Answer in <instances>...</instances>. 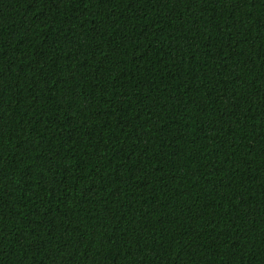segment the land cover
Instances as JSON below:
<instances>
[{
	"label": "trees",
	"instance_id": "16d2710c",
	"mask_svg": "<svg viewBox=\"0 0 264 264\" xmlns=\"http://www.w3.org/2000/svg\"><path fill=\"white\" fill-rule=\"evenodd\" d=\"M0 264H264V0H0Z\"/></svg>",
	"mask_w": 264,
	"mask_h": 264
}]
</instances>
